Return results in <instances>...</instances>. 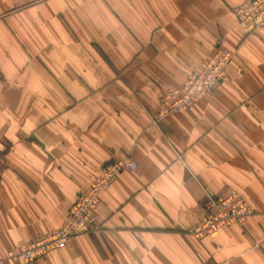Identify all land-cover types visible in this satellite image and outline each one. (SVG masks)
<instances>
[{
	"label": "crops",
	"instance_id": "0c3cea01",
	"mask_svg": "<svg viewBox=\"0 0 264 264\" xmlns=\"http://www.w3.org/2000/svg\"><path fill=\"white\" fill-rule=\"evenodd\" d=\"M245 1L0 0V264H264V28L238 26ZM219 49L224 80L155 124L164 89ZM123 158L137 169L100 193L97 231L6 259ZM230 194L245 223L188 233Z\"/></svg>",
	"mask_w": 264,
	"mask_h": 264
},
{
	"label": "built area",
	"instance_id": "2783aa9c",
	"mask_svg": "<svg viewBox=\"0 0 264 264\" xmlns=\"http://www.w3.org/2000/svg\"><path fill=\"white\" fill-rule=\"evenodd\" d=\"M234 14L238 26L247 34L264 28V0L245 1L235 8ZM231 58L230 51L219 49L180 85L166 87L152 121L159 124L167 117L190 109L203 96L212 93L215 85L224 80L226 67ZM136 169L137 164L129 158L106 163L94 183L77 195L63 225L58 230L32 242L20 243L8 253L6 259L17 262L34 261L49 251L64 246L71 238L97 231L95 211L100 193L119 173L133 172ZM205 210L208 212L205 218L188 231L199 240L213 236L222 227L240 226L251 215V210L236 194H230L225 198L208 196Z\"/></svg>",
	"mask_w": 264,
	"mask_h": 264
}]
</instances>
